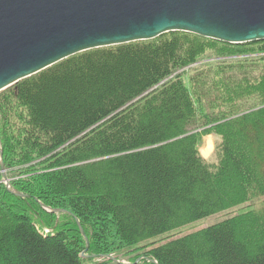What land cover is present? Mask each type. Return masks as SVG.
<instances>
[{
  "label": "trees",
  "instance_id": "trees-1",
  "mask_svg": "<svg viewBox=\"0 0 264 264\" xmlns=\"http://www.w3.org/2000/svg\"><path fill=\"white\" fill-rule=\"evenodd\" d=\"M1 159L24 196L0 174V264H81L77 220L95 256L264 264V210L140 244L264 194V40L173 31L64 59L0 92Z\"/></svg>",
  "mask_w": 264,
  "mask_h": 264
},
{
  "label": "water",
  "instance_id": "water-1",
  "mask_svg": "<svg viewBox=\"0 0 264 264\" xmlns=\"http://www.w3.org/2000/svg\"><path fill=\"white\" fill-rule=\"evenodd\" d=\"M173 31L230 44L264 40V0H0V92L78 53Z\"/></svg>",
  "mask_w": 264,
  "mask_h": 264
},
{
  "label": "rangeland",
  "instance_id": "rangeland-1",
  "mask_svg": "<svg viewBox=\"0 0 264 264\" xmlns=\"http://www.w3.org/2000/svg\"><path fill=\"white\" fill-rule=\"evenodd\" d=\"M215 53H217L216 50L209 49L206 52V54L204 55V56L207 55L208 59H204L203 61H207L208 62L211 58H214V57L217 58V55H215ZM217 59H214V60H217ZM248 101L249 102L246 103V106L249 107V106H251L253 104L254 99L250 98V99H248ZM198 130L204 132L205 129H204V127H200ZM220 140H221V136L215 134L214 132H211V133H208V134L206 133V134L202 135L201 142H200V153L205 158V160L207 162H209L210 164H215V163L218 162V158L219 157H218V154H217V151H216V147H217L218 142ZM208 142H210L211 149H210V151L208 153H206L205 152V148H206V145H207ZM1 162L4 163L2 159H1ZM4 170H5L6 175H7V181L10 182V186L12 188V192L13 193L14 192H18V191H16L13 188V185L11 183L12 182V178L8 175L9 172L6 169L5 164H4ZM0 174L2 175V182L6 185V187L9 190V186L6 183V181L4 180V177H3L2 168L0 170ZM18 176L19 175H17L15 177L16 180L18 179ZM251 209L264 210V194L263 195H257V196H255L254 198H252L251 200L247 201L244 204H241V205L235 206L233 208H230V209H227V210H223V211L217 212L215 214L206 216V217H204L202 219H199L197 221H194V222H191L189 224H186V225H183L181 227H178V228L174 229L171 232H168L166 234H162V235H160V236H158V237H156L154 239L147 240L146 242H143V243H140V244L149 245L152 241L157 242V244L163 243L166 240H168L169 238L182 236L184 234L191 233L193 231L202 229V228L207 227L209 225H212L214 223L220 222V221H222V220H224V219H226V218H228V217H230L232 215H236V214L241 213V212H246V211L251 210ZM46 210L49 211L48 209H46ZM49 212H51V211H49ZM55 214H57V219L61 222V221L66 219L65 215H69L71 213L68 210H66L64 212H59V213H55ZM77 221H79V220H77ZM77 226H78V228L80 230V226L78 225V222H77ZM84 230H85V228H84ZM80 232H81V230H80ZM81 234H82V232H81ZM82 236L84 237V239L86 237L88 238L86 232H85V236L83 234H82ZM85 241H86V239H85ZM140 244H138V245H140ZM86 246H88L90 248L89 238H88V242L86 241ZM88 247H86V249L83 251V252H85V255L83 256V261H82L81 264H103L104 262H107V261L111 260L108 257H103V255H106V254H102V255H98V256L91 255L89 253V251H88L89 250ZM132 248L133 247H131L130 250H132ZM111 255L115 256L117 259H119V260H121L123 262H126L125 264H129L131 262V261H129V259L133 258L134 252H132V251H129V253L127 251L126 252H121V253L118 254V257L116 255H114V254H111ZM142 259L147 260L146 256L143 255L142 257L137 259V262L141 261ZM147 261L152 262L150 260H147Z\"/></svg>",
  "mask_w": 264,
  "mask_h": 264
},
{
  "label": "bare ground",
  "instance_id": "bare-ground-1",
  "mask_svg": "<svg viewBox=\"0 0 264 264\" xmlns=\"http://www.w3.org/2000/svg\"><path fill=\"white\" fill-rule=\"evenodd\" d=\"M210 149H211V145H210V142H208L205 148V152L208 153Z\"/></svg>",
  "mask_w": 264,
  "mask_h": 264
}]
</instances>
